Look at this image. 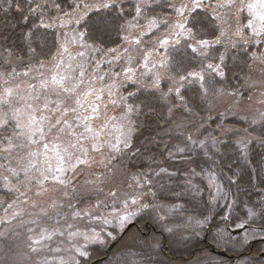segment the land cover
<instances>
[{
  "label": "rangeland",
  "instance_id": "374dc122",
  "mask_svg": "<svg viewBox=\"0 0 264 264\" xmlns=\"http://www.w3.org/2000/svg\"><path fill=\"white\" fill-rule=\"evenodd\" d=\"M126 1L129 0H117L118 4ZM132 1L141 10L136 18L123 26V43L120 47L103 49L86 42L80 26L86 16L93 12L91 5H98V0H72L73 8L67 15H62L55 7L53 17L44 18L58 32L59 48L50 61L33 65L8 56L6 66H10L9 74L0 69V133L4 127L8 128V134L2 133L4 136H0V182L17 195L4 217L5 227L0 230V238L5 239V244H0V264H90L100 258H94L92 254L109 248L123 231L114 219L117 211L125 215L134 214L128 224L142 212L155 213L166 223L170 220L173 212L169 206L171 204L167 203L164 207L150 205L149 201L154 199L156 193L150 195L145 176L140 177L124 166L123 161L127 159L120 163L113 159L112 162V158H120V153L110 146L117 144L122 149V141L128 136L129 129L134 128L127 103L128 95L132 92L128 94L127 88L139 84L157 89L154 87L157 74L158 87L166 79L169 67L167 51L176 40L181 41L186 36V33L176 35L183 31L176 27L181 20L177 9L181 4L191 5L193 0H166L172 4L168 7L169 12L160 17L146 15L142 7L146 8L152 2L161 4L163 0ZM202 3L204 6L200 8L208 10L217 20L220 38H230L229 46L243 40L256 46L262 45L264 53V20L261 19L264 16V0H202ZM84 6H89L87 11ZM190 14L186 9L184 16L187 18ZM129 22L131 27L128 26ZM184 28L187 29L185 24ZM169 32L172 35L167 37V46L148 47L150 42ZM136 39H141L143 43L136 45ZM145 49L155 53L149 57L153 63H149L148 69H144L139 56ZM3 62L5 67V59ZM259 62V69L264 74V62ZM129 67L134 69L133 73L127 72ZM220 72L218 67H213L207 74L199 73L204 80H200L195 73L191 76L202 86L209 77L220 76ZM61 77L73 82L83 81L78 95L69 96L60 85L54 83L53 78L59 80ZM185 82L173 80L170 87L173 90L181 89ZM86 92L91 95L84 96ZM234 99V96L219 93L213 98V107L219 112L234 109ZM77 100L84 107H80ZM238 102L239 106H235L238 111L264 118V85L259 88L252 86L248 102ZM93 105L97 108L95 112L92 111ZM71 108H77V113L71 112ZM77 114L88 119H77ZM176 116L184 119L182 112L176 113ZM5 119L7 125L3 124ZM56 119H66L67 123L57 125L56 129L59 130L50 129ZM246 136L249 141L250 136ZM133 138L130 143H133ZM85 159L89 161L87 165L79 163ZM61 168L63 171H58ZM53 175L59 176L65 184L60 185L58 180H52ZM44 176L49 179L45 180ZM210 178L207 183L210 189L207 193L208 203L214 208L226 207L229 210L232 197L223 189L224 185H220V180ZM198 186L201 185L196 183V191L204 193L203 187ZM42 188L46 192H41ZM79 196L90 199L76 206L73 200ZM124 200L128 202L127 212L122 204ZM105 220L109 222L105 223ZM190 222L183 225L185 231L182 230L178 238L192 234L187 232ZM164 227L167 233L182 228L172 223ZM209 232L199 236L205 239L214 254L217 253L212 248L220 251L217 248L221 247L227 256V249L222 245L238 249L258 237L252 231L236 236L223 231L217 233V242L221 244L217 247L210 242L212 238ZM145 234V231L142 232V235ZM205 235H208L207 239ZM132 236L133 233L130 238L125 237L111 251L109 258L96 263L140 264V257L143 258L141 251L152 250L147 246L151 243L150 238L141 240L140 246ZM85 251L89 255L81 257L80 253ZM262 253L261 258H264Z\"/></svg>",
  "mask_w": 264,
  "mask_h": 264
},
{
  "label": "trees",
  "instance_id": "16d2710c",
  "mask_svg": "<svg viewBox=\"0 0 264 264\" xmlns=\"http://www.w3.org/2000/svg\"><path fill=\"white\" fill-rule=\"evenodd\" d=\"M13 2L16 6L10 8L8 5ZM36 2L46 4L47 7L39 12L30 13L27 11L29 5L35 8L32 0H0V69L5 70L6 74L10 71V66H6L8 56L40 65L50 61L58 51V32L52 27L45 28L44 25L48 24L44 18L53 17L57 4L59 5L57 9L65 15L73 8L72 0ZM136 4L132 0L118 4L124 9L119 13L123 19L119 21V26L113 25L106 34L94 33L85 24L93 15V12L89 13L80 26L86 42L103 49L120 47L123 43V26L137 16L136 9L139 5ZM171 4L172 2L166 0L161 4L154 2L146 8L142 7L144 8L142 12L152 17H160L169 12L168 7ZM193 18L201 22L198 25L201 31L197 32L193 27ZM185 23L187 29L196 33L195 40L186 34L179 45L174 44L168 49L167 77L161 81L159 91L139 84L126 90L128 94L135 93L128 95L127 103L132 109L131 121L134 127L138 125L139 128L132 141L135 147L131 151L125 149L121 154V161L127 159L123 164L130 171H140L149 176L151 181L149 188L156 193L152 201L158 198L155 202L149 201L150 205L164 207L168 203L171 204L169 206L173 212L167 223L161 221L155 213L142 212L135 221L142 231H145V236L135 226L125 237L130 238L133 233L132 239L136 238L135 243L137 241L140 246L142 244L140 241H146L147 238H150L151 243L157 244L155 249L149 252L146 249L141 251L143 258L140 257V264H264V258H261V253L264 252L262 241L264 219L260 216L261 210L264 209V144L260 143V139L264 138V118L235 108L240 104L238 101L248 102L252 86L259 88L264 85V74L258 65L260 60L255 59L263 53L262 45L256 46L253 42L240 40L236 45L229 46L230 38L219 39V24L204 8L191 12ZM205 23L208 25L207 28L204 27ZM212 30L214 34H211ZM29 32H36V37L30 38L27 35ZM199 40L209 41L204 50V57H200L198 52L192 54L191 49L185 46L186 42L194 44ZM32 49H35V52ZM48 49H52L51 55L44 54ZM209 64L218 67L224 75L214 77V81L207 80L201 86L189 73L207 74L211 71L207 67ZM180 76L188 78L179 89V94L170 92L171 82L180 79ZM162 93L167 95L161 98ZM219 93L235 97L234 109L219 112L213 107V98ZM180 96L184 97L183 102ZM181 112L184 119L180 120L176 113ZM189 125L196 127H188ZM225 131L226 135L223 134ZM2 133L8 134V128L4 127ZM246 135L250 136V140L245 146L239 141L246 139ZM189 136L196 143L189 142L187 139ZM212 138L219 143L214 144ZM178 148H184L185 151L181 153ZM210 177L220 180V185L223 184V189L225 188L227 194L232 197L233 203L229 210L226 207L214 208L208 203L207 193L210 189L207 183ZM196 183L201 185L198 187H203L204 193L196 191ZM16 198L17 195L7 190L0 182V230L5 227L4 217ZM89 199L79 196L73 201L77 206ZM249 211L255 215L249 217L247 215ZM205 217L208 218V222L202 225L203 230L201 227H195L197 235L178 238L183 233L182 230L185 231L184 224L191 221L194 227L196 220H203ZM221 217H228L229 223L235 218H239L240 221L248 220L250 226L247 231L254 232L258 237L238 249L222 245L227 249L229 254L227 257L214 254L209 245L204 243L201 235L209 228L212 238L210 242L217 247L221 246L217 242L219 238L217 226L220 229L225 227L221 223ZM147 223L149 227L146 226ZM169 223L182 228L167 233L164 226ZM193 227L189 226L191 230L187 232L192 233ZM230 228L236 226L232 225ZM225 231L231 234L228 229ZM0 244H5V239L0 238ZM217 249L221 251V247ZM100 252L95 251L93 257L101 258L105 255ZM236 258L239 260L235 261Z\"/></svg>",
  "mask_w": 264,
  "mask_h": 264
},
{
  "label": "snow or ice",
  "instance_id": "6c2138e0",
  "mask_svg": "<svg viewBox=\"0 0 264 264\" xmlns=\"http://www.w3.org/2000/svg\"><path fill=\"white\" fill-rule=\"evenodd\" d=\"M32 2L35 3V8L31 7V5H29L27 11L30 12V13L39 12L41 9L47 7L46 4L37 3L36 0H32ZM8 6L11 8V7H14L16 5L13 2V3H9ZM202 6H204L203 3H202V0H193V3L191 5H188V4H181L180 5V7H179V9H177V11L181 15V20L176 25V27L179 28V29H182L183 31L177 32L176 33L177 36H181V35H184L186 33L189 37H191L193 40H195L196 33L192 32L190 29H185L184 28V23L186 22V19H187L184 16V12H185L186 9L189 12H194V10L196 8H200ZM55 7L59 8V5L57 4V5H55ZM88 7L89 6H84V10L87 11ZM173 7H175V5H173ZM91 8L93 9V15L90 16L88 18V20L85 21V24L88 25L92 29V31L94 33L106 34L108 32V30L113 25H118L119 26V21L121 19H123V17L121 15H119V13L123 12L124 9L120 8L118 6L117 0H98V5L97 4H93V5H91ZM136 11L139 12L140 9L137 8ZM114 13H115V15H114ZM65 15H67V13H65ZM261 19L264 20V16H262ZM200 23H201L200 21H198L195 18H193L192 25H193L194 28L197 29V32L201 31V28L198 27V25ZM128 26L131 27V23L130 22H129ZM36 27L38 29L39 25H37ZM44 27L45 28L51 27V25H44ZM204 27L207 28L208 25L205 23ZM211 34H214V30L211 31ZM27 35L30 38H32V37H36L37 33L36 32H29ZM171 35H172L171 32L166 33L164 35V37H159L156 41L150 42L148 47L152 48L153 45H159L160 47L167 46L169 44V39L167 37L171 36ZM125 39H127V38L125 37ZM128 42L130 44L133 43V41H128ZM216 42L219 43L218 40ZM134 43L136 45H140V44L143 43V41L141 39H136L134 41ZM175 44L179 45L180 41L176 40ZM208 45H209V41L208 40L196 41L194 46H193L192 43H188V42L185 43L186 48H190L192 54H196L198 52L200 57H204L205 56L204 48H206ZM53 48H55V42L53 43ZM32 51L35 52V49H32ZM65 51H67V49H65ZM44 54L51 55L52 54V49H48L47 53H44ZM154 55H155L154 51L150 52V51H147L146 49L143 52L139 53L140 59L143 60L144 69H148L149 63H153V61H151L149 59V57L154 56ZM255 59L264 62V53H261L259 56L255 57ZM153 66H155V65H153ZM207 67L209 69H212L213 65L209 64ZM127 72L128 73H133L134 69L132 67H129V68H127ZM177 75H179V71L177 72ZM189 75H192V73H189ZM195 75L199 76L200 80H204V77L200 76L199 73H195ZM220 75L223 76L224 73L220 72ZM81 76H83V73H81ZM187 78L188 77H186V76H180V81H184ZM53 80H54V83H56V84L61 86V88H62L64 93L68 94L69 96H73V97L78 95V88H79L80 84L83 83V81L73 82L72 80H67L64 77H61V79H59V80H56L55 78H53ZM65 84H67L66 87H65ZM158 84H159V75L157 74L156 84L154 85V87H156L157 90L159 91ZM169 91L170 92L171 91H175L177 94H179V88H176L174 90L173 89H169ZM205 91H207V90H205ZM88 95H91V93H87V92L84 93V96H88ZM130 95H135V93H131ZM166 95H167L166 93H162L161 94V98L165 97ZM81 99H83V97H81ZM180 100H181V102H183L184 97L180 96ZM76 103L80 107H84L82 104H80L79 100H77ZM113 103H115V101H113ZM45 106H47V105H45ZM96 110H97L96 106L93 105L92 106V111L95 112ZM131 110H132L131 106H129V111H131ZM169 111H171V108H169ZM180 111H182V109H180ZM71 112L77 113V108H71ZM77 119L87 120L88 117L80 116L79 114H77ZM7 123H8V121L6 119L3 120V124L4 125H7ZM61 123H65L66 124L67 120L66 119L65 120L56 119L55 120V124H51L50 125V129H56V126L61 124ZM188 127H196V125H189ZM85 128H87V124H85ZM138 128H139V126L137 125L134 128H130L129 129L128 136H126L125 139L122 141L124 149H127V150L131 151L135 147V144L134 143H130V140L135 135L138 134ZM56 130H59V129H56ZM88 130L91 131L90 129H88ZM186 130H187V128H186ZM232 131L234 132L235 130H232ZM223 134L226 135L227 132L225 131ZM187 139L191 143H196V141H192L191 136H189ZM212 139H213V143L214 144L215 143H219V141L216 140L215 138H212ZM9 143H11V141H9ZM201 143H203V142H201ZM239 143H241V144L246 146L248 141H247V139H242V140L239 141ZM260 143L264 144V138L260 139ZM110 147L113 150H115L117 153L121 152V148L117 144H113ZM225 147H227V144L225 145ZM177 150L179 152H181V153H183L185 151L184 148H178ZM97 151H99V149H97ZM113 159L114 160H118L119 157H114ZM79 163L87 165L89 163V161L87 159H85V160L79 161ZM109 167H111V165H109ZM58 171L62 172L63 169L62 168L58 169ZM44 179L47 180V179H49V177L48 176H44ZM51 179L52 180H58L60 185H64L65 184V181L61 180L59 176L53 175V176H51ZM228 182H229V184L231 183V178L230 177L228 178ZM41 192H46V189L42 188ZM112 195L115 196V193H112ZM135 202L136 201H132V203H135ZM127 203H128L127 200L122 201V204H123L125 212H127ZM142 207H147V205H142ZM132 215H134V214L133 213H127L125 215V214H121L120 211H117L115 213V215H114V219L118 221V228L119 229H123L126 232L128 230L126 228V225L128 224V221H129V219L131 218ZM247 215L249 217H252V216L255 215V213L249 211L247 213ZM260 216H261L262 219H264V209L261 210ZM108 222L109 221L105 220V223H108ZM207 222H208V218L207 217H205L203 220H196L194 227H193L192 223L190 222L189 226L193 227L192 235H197V233L195 231V227H201V230H203L202 229V225L204 223H207ZM221 223H223L225 227H224V229H220L219 226H217L218 234L220 232H223V231L229 229L232 225H235L236 227H239L241 229L245 228L246 226H250L248 220L240 221L239 218L232 219L231 223H229V218L228 217H221ZM168 231L171 232L172 229H168ZM147 246L149 248H151V249H155L157 244L156 243H149ZM80 255H81V257H87L89 255V253L87 251H85V252H81Z\"/></svg>",
  "mask_w": 264,
  "mask_h": 264
},
{
  "label": "flooded vegetation",
  "instance_id": "af4514ba",
  "mask_svg": "<svg viewBox=\"0 0 264 264\" xmlns=\"http://www.w3.org/2000/svg\"><path fill=\"white\" fill-rule=\"evenodd\" d=\"M152 3H154V2H152ZM151 3V4H152ZM141 9V8H140ZM185 24V26H186V24L187 23H184ZM227 39H229V38H224L223 40H227ZM212 77H209V80L210 81H214V78H212ZM123 152H125V149L124 148H122L121 149V152H120V158L118 159V160H116V161H118L119 163H120V161H121V154L123 153ZM136 173H137V175H139L140 177H142V172H140V171H136ZM145 178H146V180H147V182H148V187H151V181H150V178H149V176H147L146 174H145ZM153 190H150V195H152L153 193ZM132 223H134L135 225H133V227L130 229V230H132L133 228H135V226L140 230V231H142V229H141V227H140V225H138V223L134 220V221H132L131 223H129L128 225H127V227L126 228H128V226L130 225V224H132ZM146 226L147 227H149L148 226V223L146 224ZM130 230H128V232L130 231ZM124 231V230H123ZM123 231L121 232V234L116 238V240L113 242L114 244H112L109 248H107V249H105V250H101L102 251V253H104L105 255L104 256H102V257H108L109 258V256H110V253H111V251L115 248V247H117V245H118V243L120 242V240L122 239L121 238V235H122V233H123ZM207 231L209 232V228L207 229ZM128 232L126 233V234H128ZM143 233H144V231H142ZM125 234V235H126ZM207 234V233H206ZM209 234V233H208ZM206 236V235H205ZM125 237V236H124ZM123 237V238H124ZM205 240V239H204ZM203 240V241H204ZM116 242V243H115ZM204 243H206L205 241H204ZM99 260H101V258H99V259H95V260H93L94 262H98ZM90 262V264H93L94 262ZM97 264V263H96ZM99 264V263H98Z\"/></svg>",
  "mask_w": 264,
  "mask_h": 264
},
{
  "label": "water",
  "instance_id": "95a60500",
  "mask_svg": "<svg viewBox=\"0 0 264 264\" xmlns=\"http://www.w3.org/2000/svg\"><path fill=\"white\" fill-rule=\"evenodd\" d=\"M212 79V78H211ZM134 224H131L129 227H128V230L133 226ZM249 229V226H246L245 228H243V229H241V228H229V231L233 234V235H240V234H242V233H244L245 231H247ZM127 230V231H128ZM126 231V232H127ZM126 232H124L123 234H122V237L125 235V233ZM207 237H208V235L206 236V239H207ZM212 250L215 252V253H217L218 255H220V256H227V254L224 252V251H217L216 250V248L215 247H213L212 248ZM262 257H264V253H262ZM105 260V258L104 259H102V260H100V261H104ZM238 260V258H236L235 259V261H237ZM93 264H96V262L95 263H93Z\"/></svg>",
  "mask_w": 264,
  "mask_h": 264
}]
</instances>
